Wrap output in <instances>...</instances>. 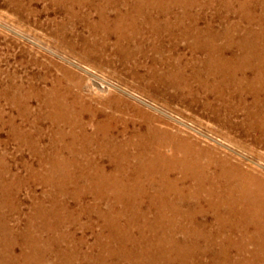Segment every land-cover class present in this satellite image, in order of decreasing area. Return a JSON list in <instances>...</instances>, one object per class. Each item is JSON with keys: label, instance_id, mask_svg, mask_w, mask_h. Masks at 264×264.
Returning <instances> with one entry per match:
<instances>
[{"label": "rangeland", "instance_id": "rangeland-1", "mask_svg": "<svg viewBox=\"0 0 264 264\" xmlns=\"http://www.w3.org/2000/svg\"><path fill=\"white\" fill-rule=\"evenodd\" d=\"M170 1L162 0L168 9L158 17L159 23L169 26V30L143 29L139 36L122 39L120 31L114 30L113 25L100 21V13L94 8L99 0H89L94 5L74 12L52 0H0L2 242L6 237L14 236L10 231L21 232L29 219L34 226L29 237L39 233L41 236L37 237L54 241L53 248L47 246L46 249L50 255L51 249L55 250L59 245L66 247L64 241L69 243L68 254L70 251L83 254L75 250L81 247L85 251L97 235L100 239L106 235L104 221L97 217L96 208H92L98 202L95 197H103L99 202L103 208L105 201H112L115 193H123L126 201L129 198L141 208H147L149 204L148 218L152 222L160 214L158 226L167 237L164 244L152 233L131 232L133 238L124 243L122 250H132L130 263L142 260L144 264H182L174 259L172 250L178 251L175 247L181 246L185 251L186 245L192 249L188 264H216L217 260L227 263V256L247 259L246 264H264V246L244 240L255 231L254 225L248 223L246 226L245 222H240L234 226L230 220H216L203 198L208 189L225 195L233 191V187L244 186L264 201V126L256 122L257 110L261 111L264 103V90H247L245 86L233 85L227 79L202 71L206 53L193 45L195 39L212 40L217 33L223 34L215 38V45L231 43L232 50L225 48V55L234 51L240 56L248 55L250 63L258 66L264 81V0ZM104 4L107 5V9H103L105 14L113 17L114 8ZM185 29L188 35L184 33ZM241 75L252 77L253 72L239 69L236 76L243 77ZM255 98L261 103L255 105ZM45 101L60 108L47 107ZM55 109L59 118L50 120L47 115ZM62 115H69L73 121ZM143 139L150 142L153 150L178 158L179 170L169 174L171 179L177 180V188L171 190L177 196L162 189L166 192L160 201L150 200L154 188L145 187L146 193L137 186L119 183L118 186L112 181L116 177L125 178L111 172L112 161L105 151L111 150L114 143ZM97 166L104 167L107 174L99 176ZM131 173L128 176L135 179L134 171ZM209 185L211 188L206 187ZM198 187L203 190L197 201L190 194ZM126 201L123 203L128 205ZM2 226L7 231L2 232ZM115 237L120 239V236ZM251 237L264 239L262 234ZM78 240L84 243L76 246ZM18 242L12 250L16 254L22 244L21 239ZM92 251L97 254L98 250L92 248ZM149 254L154 258L147 256ZM164 254L173 261L165 259ZM9 255L0 258V262L10 264ZM255 255L259 257L253 258ZM47 257V263H56ZM127 261L125 257L121 260L123 264Z\"/></svg>", "mask_w": 264, "mask_h": 264}, {"label": "bare ground", "instance_id": "bare-ground-1", "mask_svg": "<svg viewBox=\"0 0 264 264\" xmlns=\"http://www.w3.org/2000/svg\"><path fill=\"white\" fill-rule=\"evenodd\" d=\"M54 4L65 8L69 12H74L75 9H81L83 7L87 6H92L94 4L89 3L86 0H52ZM98 2V1H97ZM174 0L170 1L169 3H173ZM103 3L110 4L112 8H114L113 17H109L108 15L105 14V11L103 9H107L105 6L106 4L103 5ZM182 3V2H181ZM185 3V2H184ZM7 5V4H6ZM169 5V4H168ZM174 5V4H173ZM182 5V4H181ZM186 5V4H185ZM190 5V4H189ZM188 5V6H189ZM96 6V7H95ZM196 6V5H195ZM204 6V5H203ZM190 7V6H189ZM62 8V9H63ZM90 8V7H88ZM94 8H96L101 16V22L105 25H113L114 30L120 31V36L122 39H130L133 38L134 36H139L143 32V29H150L155 30V31H160L163 29L169 30V26L165 24L162 26L159 23L158 17L168 9L167 4L164 2L162 3V0H107L106 1H100L99 3H95ZM183 10V9H182ZM187 10V9H186ZM171 12V11H170ZM156 13V14H155ZM168 13V12H167ZM40 14V13H39ZM186 14V13H185ZM70 15V14H69ZM187 15V14H186ZM190 15V14H189ZM22 16V15H21ZM162 16V15H161ZM72 17V16H71ZM181 18V16H178ZM186 17V16H184ZM193 17V16H192ZM55 18V17H54ZM176 18V17H175ZM168 19V18H167ZM178 19V18H177ZM164 20V19H163ZM191 20V19H190ZM173 21V20H172ZM165 23V22H164ZM170 23V22H169ZM185 24V23H184ZM77 27V26H76ZM107 27V26H106ZM110 27V26H109ZM197 28V27H196ZM231 29V28H230ZM209 30V28H208ZM228 30V29H227ZM180 32V30H179ZM188 30H184L185 34H189ZM204 32V30H203ZM94 33V32H93ZM157 33V32H156ZM215 34V33H214ZM230 34V33H229ZM203 35V34H202ZM221 35L220 33H217L216 36L212 38V40H201L200 38L193 40L194 47H197L199 49H202L205 53L206 56L204 60L202 61L204 67H202V71H205L206 73H211L218 75L217 77L223 78V80H229L233 85L237 86H245L247 90H255L257 92L263 91L264 90V81L262 76L260 75V71L258 66L250 63L248 60L249 56L248 55H242L238 54L236 51L231 52L230 55H225V48L232 50L231 48V43H226L220 46V44L215 45L214 42H216L215 38H220ZM182 36V35H181ZM206 36V33H205ZM226 36V35H225ZM224 36V37H225ZM231 36V35H230ZM249 36V35H248ZM200 37V36H199ZM204 37V36H203ZM207 37V36H206ZM121 39V38H120ZM211 39V37H210ZM233 39V38H231ZM239 39V38H238ZM253 39V38H252ZM237 40V39H235ZM141 41V40H140ZM245 41V40H244ZM230 42V41H229ZM241 42V41H240ZM233 43V42H232ZM236 43V41H235ZM244 43H247L246 41ZM241 43L242 46L245 44ZM255 43V42H254ZM170 44V43H169ZM165 45V44H164ZM237 45V44H236ZM239 45V44H238ZM254 45V44H253ZM257 45V44H256ZM235 46V45H234ZM242 50L244 47H242ZM251 46V45H250ZM193 48V47H192ZM249 48V47H248ZM178 50V49H177ZM245 50V49H244ZM260 50V49H259ZM182 51V50H181ZM200 51V50H199ZM196 52V51H195ZM241 52V51H239ZM205 55V54H204ZM252 55V54H251ZM258 56V55H257ZM264 58V57H263ZM251 59V58H250ZM260 59V58H259ZM264 60V59H263ZM264 63V62H263ZM202 65V64H201ZM263 65V64H262ZM172 66V65H171ZM250 69L253 72L252 77H248L247 75H241L243 77L238 78L236 76L237 71L240 69L245 70ZM156 69V68H155ZM174 69V68H173ZM263 70V69H262ZM248 71V70H246ZM245 74V73H244ZM214 75V76H215ZM240 75V74H239ZM236 88V87H235ZM18 89V88H17ZM15 98V97H14ZM52 99V98H51ZM61 99V98H60ZM198 100V99H197ZM241 100V99H240ZM27 102V101H25ZM46 102V101H45ZM44 102V103H45ZM260 102L259 98L254 99L255 105H258ZM264 102V98H263ZM55 103V102H54ZM261 103V102H260ZM43 104V103H42ZM61 105V104H60ZM250 105V104H249ZM261 105V104H260ZM28 106V105H27ZM45 106H56L53 104L51 101H47ZM42 107V106H41ZM57 108H60L56 106ZM262 109L257 110L258 112L256 113V122L258 123L259 126H264V103L261 106ZM258 108V107H257ZM44 109V108H43ZM62 109V108H61ZM64 109V108H63ZM59 110V109H58ZM67 110V109H66ZM75 110V109H74ZM60 112V111H59ZM71 113V112H70ZM39 114V113H38ZM42 114V113H41ZM47 115V114H46ZM79 115V114H78ZM41 116V115H40ZM38 115V117H40ZM50 120H55V118H59L57 114V109L54 111H50V113L47 115ZM64 117L67 120L73 121V118H71L69 115L68 116H61ZM79 118V117H78ZM44 119V118H43ZM80 119V118H79ZM37 120V119H36ZM59 120V119H58ZM77 120V119H76ZM75 120V121H76ZM38 121V120H37ZM36 121V122H37ZM64 121V120H63ZM34 123V121H33ZM60 123V122H59ZM105 124V123H104ZM65 125V124H64ZM103 125V124H102ZM113 125V124H112ZM66 126V125H65ZM69 126V125H68ZM72 126V125H70ZM82 126V125H81ZM94 126V125H93ZM109 126V125H108ZM80 127V126H78ZM86 127V126H85ZM106 127V126H105ZM264 129V128H262ZM72 130V129H71ZM96 130V129H95ZM65 131V130H64ZM74 131V130H73ZM85 131V130H84ZM102 131V130H101ZM256 131V130H255ZM110 132V131H109ZM108 132V133H109ZM61 133V132H60ZM79 133V132H78ZM91 133V132H90ZM106 133V131H105ZM111 133V132H110ZM83 134V133H81ZM95 134V133H94ZM104 134V133H103ZM122 134V133H121ZM60 135V134H59ZM62 135V134H61ZM69 135V134H68ZM73 135V134H72ZM110 135V134H109ZM88 136V135H87ZM67 137V136H66ZM69 137V136H68ZM85 137V135H84ZM96 137V136H95ZM100 137V136H99ZM109 137V136H107ZM116 137V136H114ZM61 138V137H60ZM64 138V137H63ZM88 138V137H87ZM92 138V137H91ZM82 139V138H81ZM103 139V138H102ZM99 140V139H98ZM59 141V140H58ZM64 141V140H62ZM67 141V139H66ZM65 141V142H66ZM73 141V140H72ZM83 141V140H82ZM12 142V141H11ZM93 142V141H92ZM57 143V142H56ZM77 143V142H75ZM99 143V142H98ZM67 144V143H66ZM70 144V143H69ZM86 144V143H85ZM90 144V143H89ZM166 144V143H165ZM92 145V144H91ZM96 145V144H95ZM98 145V144H97ZM104 145V144H102ZM112 145V144H111ZM64 146V145H63ZM68 146V145H67ZM96 147V146H95ZM84 148V147H83ZM100 148V147H99ZM62 149V148H61ZM91 149V148H90ZM95 149V148H94ZM111 150H106L105 154L109 155L110 160L112 161V173L114 175L116 174H122L125 178L124 179H117V177L112 180L116 185H125V186H137L140 189L144 190L145 192L148 191L145 187H150L154 188V195L153 197L151 196L150 200L159 199L160 197L164 196V189L169 190V192H172L171 190H175L177 180L176 179H171L169 177V174H171V171L179 170V161L175 159L173 156H166L163 155L156 150H153L152 145L148 141H137L133 142L130 140H127L124 143H119L110 147ZM55 150V149H54ZM53 150V151H54ZM100 150V149H99ZM59 151V150H58ZM63 151V150H62ZM67 151V150H65ZM81 151V150H80ZM79 151V152H80ZM89 151V150H88ZM85 152V151H84ZM100 152V151H98ZM62 153V152H61ZM104 153V152H103ZM35 154V153H34ZM52 154V153H51ZM69 154V153H67ZM75 154V153H74ZM183 155V154H182ZM52 156V155H51ZM57 156V155H56ZM84 156V155H83ZM102 156V155H101ZM54 157V156H53ZM52 157V158H53ZM58 158V157H57ZM65 158V157H64ZM73 158V157H72ZM78 158V157H77ZM57 160V159H56ZM186 160V159H185ZM50 161V158H49ZM48 161V162H49ZM63 162V161H62ZM65 162V161H64ZM80 162V161H79ZM92 162V161H91ZM54 163V162H53ZM46 164V163H45ZM60 164V162L58 163ZM41 165V164H40ZM44 165V164H42ZM51 165V164H50ZM56 165V164H55ZM65 165V164H64ZM82 165V164H81ZM84 165V164H83ZM89 165V164H88ZM87 165V166H88ZM190 164L188 163V166ZM52 166V165H51ZM57 166V165H56ZM110 166V165H109ZM42 167V166H41ZM68 167V166H67ZM92 167V166H91ZM63 168V167H62ZM80 168V167H79ZM44 169V167H43ZM54 169V167H53ZM58 169V168H57ZM56 169V170H57ZM75 169V167H74ZM87 169V168H86ZM89 169V168H88ZM182 169V167L180 168ZM186 169V168H185ZM196 169V168H195ZM45 170V169H44ZM67 170V169H66ZM64 169V171H66ZM72 170V169H71ZM76 170V169H75ZM83 170V169H82ZM184 170V169H183ZM192 170V169H191ZM55 171V170H54ZM63 171V172H64ZM77 171V170H76ZM131 171H134L135 174V179H131L128 175L131 173ZM185 171V170H184ZM187 171V170H186ZM197 171V170H196ZM200 171V170H199ZM74 172V171H73ZM89 172V171H88ZM93 172V171H92ZM96 172L98 173L99 176L103 177L107 173L105 172L104 167L102 166H97ZM110 172V171H109ZM189 172V171H187ZM225 172V171H224ZM34 173V172H32ZM36 173V172H35ZM40 173V172H39ZM48 173V172H47ZM51 173V172H50ZM58 173V172H57ZM69 173V172H68ZM87 173V172H86ZM185 173V172H184ZM199 173V172H198ZM42 174V173H41ZM91 174V173H90ZM132 174V173H131ZM159 177L157 179V177ZM181 174V172H180ZM81 175V174H80ZM186 175V174H185ZM190 175V174H189ZM79 176V175H78ZM39 177V176H38ZM68 177V176H67ZM143 177V178H142ZM177 177V176H176ZM82 178V177H81ZM142 178V179H141ZM234 178V177H233ZM48 179V178H47ZM52 179V178H51ZM95 179V178H94ZM100 179V178H99ZM182 179V178H181ZM230 179V178H229ZM44 180V179H43ZM50 180V179H49ZM48 180V181H49ZM78 180V179H77ZM88 180V179H87ZM102 180V179H101ZM190 180V179H188ZM200 180V179H199ZM206 180V179H205ZM61 181V180H60ZM73 181V180H72ZM81 181V180H80ZM86 181V180H85ZM179 181V180H178ZM203 181V180H202ZM52 182V181H51ZM66 182V181H65ZM84 182V181H83ZM90 182V181H89ZM92 182V181H91ZM97 182V181H96ZM112 182V183H113ZM185 182V181H184ZM21 183V182H20ZM45 183V182H44ZM75 183V182H74ZM99 183V182H98ZM111 183V182H110ZM119 183V184H118ZM143 183L144 186L142 185ZM190 183V182H188ZM27 184V183H26ZM65 184V183H64ZM76 184V183H75ZM100 184V183H99ZM107 184V183H106ZM180 184V182H179ZM103 185V184H102ZM114 185V184H113ZM243 185V184H242ZM254 185V184H253ZM52 186V185H51ZM98 186V185H97ZM197 186V185H196ZM201 186V185H200ZM203 186V185H202ZM76 187V186H75ZM208 188H211V186H206ZM79 188V187H78ZM84 188V187H83ZM111 188V187H110ZM182 188V187H181ZM179 188L180 190H182ZM61 189V188H60ZM106 189V188H105ZM119 189V188H118ZM117 189V190H118ZM123 189V188H122ZM163 189V190H162ZM4 190V189H3ZM115 190V188H114ZM135 190V189H134ZM133 190V191H134ZM189 190V189H188ZM187 190V191H188ZM203 190L202 187H198V189H193L191 190V196L195 200H199L200 198V191ZM212 190V191H211ZM208 189L206 190V195H203L204 201L209 205L210 209H212L214 216L216 220L218 221H225V220H230V222L236 226L238 223L245 222L246 226L248 223H252L255 227V231L252 233L251 236L257 235V237H260V234L264 235V201L263 199L260 198V196H256L250 189L245 188L244 186H237L233 187V191L225 193V195H221L218 193H214V189ZM217 190V189H216ZM138 191V190H137ZM143 191V193H144ZM183 191V190H182ZM181 191V192H182ZM209 191V192H208ZM30 192V191H29ZM101 192V190H100ZM141 192V191H140ZM139 192V194H140ZM153 192V191H152ZM186 192V191H185ZM78 193V192H77ZM96 193V192H95ZM109 193V192H108ZM113 193V192H112ZM128 193V192H127ZM133 193V192H132ZM148 193V192H146ZM145 193V194H146ZM150 193V192H149ZM174 193V192H172ZM171 193V194H172ZM56 194V193H55ZM58 194V193H57ZM101 194V193H100ZM103 194V193H102ZM144 194V195H145ZM168 194V193H166ZM175 194V193H174ZM84 195V194H82ZM104 195V194H103ZM128 195V194H127ZM170 195V194H169ZM176 195V194H175ZM125 194L123 193H115L114 198L112 197V201L109 199L106 202L105 207L100 208L99 202H101L103 199L99 197H95V199L98 201L95 203V205L92 207L93 209L96 210V214H98V218H101L103 222V227L104 230L106 231V235L100 239V235L96 237V240L92 244H87V248L85 251H82V249L78 248L75 250V252H83V254H78V253H72L71 251L68 254L67 251V244L68 242L64 241L65 244L64 246L66 247H61L60 245L57 247V249L53 250L51 249L49 253L46 250L49 246L53 248L54 241L49 240L48 238L43 240L39 233L36 237H29L31 236V233L34 231V226L30 224L31 221L26 222L25 226L21 229V232L19 231L18 233H14L12 231L11 234L18 235L20 238L17 236H12L9 238H5V241L2 242L0 239V251L2 250V254L0 252V258H4L5 256L9 255V262L10 264H51L47 263L46 261L48 260L49 256L53 262L52 264H73L74 261L79 260L80 262H77V264H123L121 260L126 259L127 263L125 264H135L133 261L130 263V255L132 254V250H125L122 251L125 246L124 243L132 240L131 238V232L139 231L141 235H146L147 232L152 233L154 236L161 238L164 242L165 238V232H161L158 226V221L160 217V214H156L157 218L155 221H151L148 218V211L150 210L149 204L147 208H141L139 205H136L135 203L130 202L129 198L127 201L123 197ZM136 196V195H135ZM177 196V195H176ZM188 196V195H187ZM52 197V196H51ZM50 197V198H51ZM131 197V196H130ZM139 197V196H138ZM148 197V196H147ZM190 197V196H189ZM202 197V196H201ZM56 198V196L54 197ZM106 198V197H105ZM135 197H132V199ZM173 198V197H172ZM177 198V197H176ZM182 198V197H181ZM184 198V197H183ZM143 199V198H142ZM163 200V199H162ZM203 200V199H202ZM126 201L128 205H125L123 202ZM144 201V200H143ZM171 201V200H170ZM177 201V200H176ZM175 201V203H176ZM183 201V200H182ZM190 201V200H188ZM162 202V201H161ZM169 202V201H168ZM167 202V203H168ZM180 202V201H179ZM187 203V201H185ZM156 203V202H155ZM154 203V204H155ZM174 203V202H173ZM189 203V202H188ZM52 204V203H51ZM61 204V203H60ZM64 204V203H63ZM62 204V205H63ZM91 204V203H90ZM172 204V203H171ZM181 204V203H180ZM179 204V205H180ZM14 205V204H13ZM169 205V204H168ZM182 205V204H181ZM191 205V204H190ZM189 205V206H190ZM198 205V204H197ZM80 206V205H79ZM85 206V205H84ZM89 206V205H88ZM159 206V205H158ZM167 206V205H166ZM67 207V206H66ZM168 207V206H167ZM188 207V206H187ZM200 205L198 206V208ZM90 208V207H89ZM88 208V209H89ZM153 208V207H152ZM180 207H177L178 209ZM195 208V207H194ZM155 209V208H153ZM158 209V208H157ZM196 209V208H195ZM13 210V208H12ZM66 210V209H65ZM64 210V211H65ZM203 210V209H202ZM92 211V210H90ZM189 211V210H187ZM204 211V210H203ZM35 213V211H33ZM37 212V211H36ZM44 212V211H43ZM87 212V211H86ZM95 212V211H94ZM93 212V213H94ZM185 212V211H184ZM190 212V211H189ZM47 213V212H46ZM78 213V212H77ZM158 213V212H156ZM174 213V212H173ZM176 213V212H175ZM33 214V213H32ZM45 214V213H44ZM48 214V213H47ZM55 214V213H54ZM166 215V214H165ZM180 215V214H179ZM187 215V214H186ZM47 216V215H46ZM172 216V215H171ZM177 216V215H176ZM184 216V215H183ZM204 216V215H203ZM39 217V216H38ZM62 217V216H61ZM96 217V218H97ZM152 217V216H151ZM155 217V216H154ZM174 217V216H173ZM185 217V216H184ZM46 218V217H45ZM48 218V217H47ZM51 218V217H50ZM178 218V217H177ZM52 219V218H51ZM68 219V218H67ZM94 219V218H93ZM100 219V220H101ZM43 220V219H42ZM84 220V219H83ZM161 220V219H160ZM205 220V219H204ZM40 221V220H39ZM123 221V222H121ZM188 221V220H187ZM190 221V220H189ZM45 222V221H44ZM75 222V221H74ZM99 222V221H98ZM97 222V223H98ZM163 222V221H162ZM165 222V221H164ZM56 223V222H55ZM197 223V222H196ZM205 223V222H204ZM47 224V222H46ZM162 224V223H161ZM160 224V225H161ZM171 224V223H170ZM210 224V223H209ZM192 225V224H191ZM199 225V223H198ZM197 225V226H198ZM16 226V225H15ZM51 226V225H50ZM54 226V225H53ZM100 226V225H99ZM226 226V225H225ZM163 227V226H162ZM165 227V226H164ZM172 227V226H171ZM193 227V226H192ZM196 227V226H195ZM210 227V226H209ZM245 227V226H244ZM55 228V227H54ZM93 228V227H92ZM166 228V227H165ZM174 228V227H173ZM178 228V227H177ZM8 229V228H7ZM249 229V228H248ZM11 230V229H10ZM45 230V229H44ZM43 230V231H44ZM50 230V229H48ZM53 230V229H52ZM56 230V229H54ZM203 230V229H202ZM2 232L7 231L5 227L1 229ZM137 231V232H138ZM168 231V230H167ZM180 231V230H179ZM194 231V230H193ZM192 231V233H193ZM39 232V231H38ZM42 232V231H40ZM171 232V231H170ZM202 232V231H201ZM7 233V232H6ZM183 233V232H182ZM181 233V234H182ZM186 233V232H185ZM184 233V235H185ZM191 233V232H190ZM199 233V232H198ZM65 234V233H64ZM247 235V233H243ZM1 235V234H0ZM45 235V234H44ZM138 235V234H137ZM149 235V234H148ZM174 235V234H173ZM187 235V234H186ZM191 235V234H190ZM205 235V234H204ZM43 236V235H42ZM74 236V235H73ZM115 236H120L119 238H116ZM169 236V235H168ZM172 236V235H171ZM195 236V235H194ZM197 236V235H196ZM195 236V237H196ZM249 239H244L247 240L249 243L255 242L259 246H264V239L263 240H254L253 237L247 235ZM65 237V236H64ZM95 237V236H94ZM149 237V236H148ZM152 237V235H151ZM185 237V236H184ZM189 237V236H188ZM190 238V237H189ZM193 238V237H191ZM190 238V239H191ZM18 239H21L22 244L19 247L20 251L18 254L12 252L14 249L13 246L14 244L18 243ZM141 239V237H140ZM172 239V238H170ZM58 240V239H57ZM61 240V239H60ZM71 240V239H70ZM154 240V239H153ZM197 240V239H196ZM199 240V238H198ZM69 241V240H68ZM146 241V240H145ZM144 241V242H145ZM170 241V240H169ZM173 241V240H172ZM184 241V240H183ZM186 241V240H185ZM143 242V243H144ZM150 242V241H149ZM152 242V241H151ZM177 243V241H175ZM189 242V241H188ZM187 242V244H188ZM235 242V241H234ZM42 243V244H40ZM84 243L81 240H78L77 245ZM129 243V242H128ZM139 243V242H138ZM141 243V242H140ZM139 243V244H140ZM153 243H155L153 241ZM158 243V242H156ZM2 244H3V249H2ZM17 244V245H18ZM151 244V243H150ZM165 244V242H164ZM171 244V243H170ZM182 244V243H181ZM191 244V243H190ZM63 245V244H62ZM71 245V244H70ZM149 245V243H148ZM148 245H145L146 247H149ZM168 245V243H167ZM185 245V244H184ZM189 245V244H188ZM194 245V244H193ZM138 246V245H137ZM155 246V245H154ZM151 246V247H154ZM171 246V245H170ZM195 246V245H194ZM197 246V245H196ZM73 248V245H71ZM175 247V246H174ZM181 247V246H180ZM179 246L175 247L178 248L177 250H172L175 253L174 259L176 261H180L182 264H188L189 262V256L192 253L191 247H187L186 245L184 246V250ZM202 247V246H201ZM226 247V246H225ZM225 247H220L224 248ZM44 248V249H43ZM75 248V246H74ZM92 248H96L97 254H93ZM100 248L102 251H100ZM193 248V247H192ZM229 248H231L229 246ZM233 248V247H232ZM237 248V247H236ZM242 248V246H240ZM149 249V248H148ZM167 249V248H163ZM258 249H260L258 247ZM72 250V249H71ZM6 251H9L10 253H6ZM69 251V250H68ZM160 251V250H159ZM168 251V250H167ZM166 251V252H167ZM171 251V252H172ZM197 251V250H196ZM199 251V250H198ZM224 251V250H223ZM228 251V250H227ZM232 251V250H231ZM12 252V253H11ZM54 252V253H53ZM151 252V251H150ZM156 252V251H155ZM165 252V253H166ZM229 252V251H228ZM239 252V251H238ZM159 253V252H158ZM164 253V252H163ZM200 253V252H199ZM221 253V251H220ZM231 253V252H230ZM155 254V253H154ZM224 255L226 253H223ZM14 255V256H13ZM161 255V254H160ZM189 255V256H188ZM149 257H152L151 254L147 255ZM156 256V255H155ZM198 256V255H197ZM220 256V255H219ZM227 256V255H226ZM225 256V257H226ZM245 256V255H244ZM247 256V255H246ZM144 257H146L144 255ZM159 257V256H158ZM161 257V256H160ZM165 259L172 260L169 258V256L164 254ZM163 257V258H164ZM172 257V256H171ZM192 257V256H191ZM201 257V256H200ZM221 257V256H220ZM258 255H255L253 258H258ZM154 258V257H152ZM241 258V257H240ZM243 258V257H242ZM147 259V258H146ZM151 259V258H150ZM195 259V258H194ZM219 259V258H218ZM222 259V258H221ZM148 260V259H147ZM192 260V259H191ZM227 263L225 262H220V260H217L216 264H246L248 262L247 259H230L227 256ZM155 261V260H154ZM164 261V260H163ZM173 261V260H172ZM158 263V262H157ZM199 263V262H198ZM263 263V262H262ZM2 264V262H0ZM6 264V262H4ZM8 264V263H7ZM136 264H144V261L137 262ZM172 264V263H171ZM197 264V263H196ZM255 264V263H254ZM260 264V263H259Z\"/></svg>", "mask_w": 264, "mask_h": 264}]
</instances>
